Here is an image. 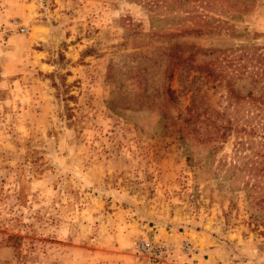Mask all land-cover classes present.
<instances>
[{
    "label": "rangeland",
    "instance_id": "1",
    "mask_svg": "<svg viewBox=\"0 0 264 264\" xmlns=\"http://www.w3.org/2000/svg\"><path fill=\"white\" fill-rule=\"evenodd\" d=\"M257 107L264 0H0V264H264Z\"/></svg>",
    "mask_w": 264,
    "mask_h": 264
},
{
    "label": "trees",
    "instance_id": "2",
    "mask_svg": "<svg viewBox=\"0 0 264 264\" xmlns=\"http://www.w3.org/2000/svg\"><path fill=\"white\" fill-rule=\"evenodd\" d=\"M177 50H178V48L174 49V51H171L170 53H168L167 56L169 58H172V57H175L176 58V56L178 57L179 53H178ZM171 63H172V61L170 60L169 67L167 68V70H166L167 72L165 74V79L166 78H169L170 79L169 81H171V79L173 78L174 71L176 70V66L172 67ZM162 92L166 94V96L169 98V100H171V102L174 101V97H173L174 91H173L172 87L170 86V83H169V85L167 84V86L164 87V89H163ZM262 107H257V109L259 110L258 115L261 116V119L263 120V124H264V111H263ZM189 120H191V119H189ZM203 120H204V122H203V125L202 126L196 127V125H195V130L198 133H201L202 132V134H204V135H210V134L213 133L214 129H217L218 130V128H221L222 127L220 125H217V123H211L210 124L209 123V120L207 118L206 119H203ZM192 121H193L192 123L195 122V120H192ZM182 128H180V132L183 131ZM222 129L227 130V128H225V127H222ZM226 134L227 133H223L221 137L222 138L223 137H227ZM259 158H261V159H259ZM251 171H255L254 174L257 175V176H259V179H260V181L263 182V186H264V152L263 153H260V154H258L256 156V159L254 160V162H253V164L251 166ZM257 203H264V195H263V197H261L258 200Z\"/></svg>",
    "mask_w": 264,
    "mask_h": 264
},
{
    "label": "built area",
    "instance_id": "3",
    "mask_svg": "<svg viewBox=\"0 0 264 264\" xmlns=\"http://www.w3.org/2000/svg\"><path fill=\"white\" fill-rule=\"evenodd\" d=\"M146 245H144L143 247H145Z\"/></svg>",
    "mask_w": 264,
    "mask_h": 264
}]
</instances>
